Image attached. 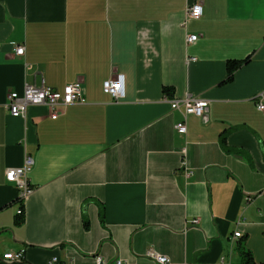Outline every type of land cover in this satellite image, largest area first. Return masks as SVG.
<instances>
[{"label":"crops","instance_id":"obj_1","mask_svg":"<svg viewBox=\"0 0 264 264\" xmlns=\"http://www.w3.org/2000/svg\"><path fill=\"white\" fill-rule=\"evenodd\" d=\"M195 3L203 16L184 27ZM231 60L248 61L227 81ZM117 74L119 102L104 92ZM43 81L81 83L85 103L12 117L8 96ZM187 94L210 105L180 135L184 108L165 97ZM261 94L264 0H0V264L19 251L22 264H154L150 250L243 264L241 243L264 264ZM26 155L34 192L19 202L6 172Z\"/></svg>","mask_w":264,"mask_h":264},{"label":"built area","instance_id":"obj_2","mask_svg":"<svg viewBox=\"0 0 264 264\" xmlns=\"http://www.w3.org/2000/svg\"><path fill=\"white\" fill-rule=\"evenodd\" d=\"M204 10L200 3H195L186 8V18L183 26L186 27L189 21L198 20L203 16ZM186 44L192 45L198 41L197 35H189L186 38ZM16 54L22 56L25 54V48L23 46L16 47ZM196 61V58L192 59ZM104 90L107 94L112 96L115 101H120L125 98L126 86H125V75L117 74L116 77L105 83ZM257 109L264 113V94L257 97ZM165 101L172 105L176 110H181L183 120L181 123L176 125V130L180 135H186L188 132V119L190 116L202 118L208 107L209 101L195 98L191 95H187L185 99H170L165 97ZM85 99L82 93V85L77 82L71 85H67L62 92L53 90L46 86L45 82H42L41 86H30L27 85L23 95L18 93H11L7 99V110L11 116L15 118L26 119L27 111L30 106L42 105L47 106L52 112V119L56 120L59 117L60 110L65 107H69L76 104H84ZM185 154V150L183 151ZM35 166V160L32 156L26 155L23 166L16 169H9L6 172V180L9 183L15 184L19 191V202H24L34 192V188L31 186L29 181V175ZM180 168L184 170L185 177L191 178L193 171L186 159L181 162ZM21 213L20 211L18 212ZM240 232H236L234 238L239 235ZM24 251L17 253H7L4 255V259L11 263H21L23 261ZM147 257L154 264H173L169 258L161 256L155 250H150L147 253ZM56 261V259L54 260ZM99 264H104L102 259H99ZM116 264H123L122 261Z\"/></svg>","mask_w":264,"mask_h":264},{"label":"trees","instance_id":"obj_3","mask_svg":"<svg viewBox=\"0 0 264 264\" xmlns=\"http://www.w3.org/2000/svg\"><path fill=\"white\" fill-rule=\"evenodd\" d=\"M248 60H244V61H235V60H231L228 62V80L230 81L233 77V74L239 69L241 68V66H243ZM224 150L227 152H231V150L229 148H227L226 146H223ZM21 213L18 214V219H17V223H22L23 222V214H24V209L23 207L19 210ZM239 250L241 253V259H242V263L243 264H257L253 258V256L251 255V253L244 247V245L241 243L239 246Z\"/></svg>","mask_w":264,"mask_h":264},{"label":"rangeland","instance_id":"obj_4","mask_svg":"<svg viewBox=\"0 0 264 264\" xmlns=\"http://www.w3.org/2000/svg\"><path fill=\"white\" fill-rule=\"evenodd\" d=\"M187 41V40H186ZM15 52H16V50H15ZM19 56V55H18ZM23 56V55H22ZM110 81V80H109ZM108 82V81H107ZM82 85V84H81ZM27 86V85H26ZM34 86V85H33ZM105 86V85H104ZM26 88V87H25ZM25 90V89H24ZM104 92H105V90H104ZM24 93V92H23ZM106 93V92H105ZM107 94V93H106ZM23 95V94H22ZM109 95V94H108ZM187 95H190V94H187ZM186 95V96H187ZM191 96H193V95H191ZM112 97V96H111ZM193 97H195V96H193ZM186 98V97H185ZM184 98V99H185ZM195 98H198V97H195ZM202 99V98H201ZM123 100V99H122ZM181 100V99H180ZM205 100V99H204ZM121 101V100H120ZM208 101V100H207ZM257 101V100H256ZM116 102H119V101H116ZM7 104V103H6ZM76 105H79V104H76ZM209 105H210V102H209ZM35 106H42V105H35ZM73 106V105H72ZM47 107V106H46ZM66 108V107H65ZM209 108V107H208ZM6 109H7V107H6ZM208 110V109H207ZM9 112V111H8ZM10 114V113H9ZM11 115V114H10ZM13 117V116H12ZM51 117H52V112H51ZM23 166V165H22ZM19 214V213H18ZM17 214V215H18ZM20 252V251H19ZM9 253H17V252H9ZM7 254V253H6ZM3 259H4V256H3ZM5 260V259H4ZM24 260H25V254H24V257H23V261L21 262V263H18V264H22V263H24ZM55 260V259H54ZM53 260V261H54ZM6 261V260H5ZM54 262H56V261H54Z\"/></svg>","mask_w":264,"mask_h":264},{"label":"bare ground","instance_id":"obj_5","mask_svg":"<svg viewBox=\"0 0 264 264\" xmlns=\"http://www.w3.org/2000/svg\"><path fill=\"white\" fill-rule=\"evenodd\" d=\"M241 237H242V234L239 233V235L236 236V239H239V238H241Z\"/></svg>","mask_w":264,"mask_h":264}]
</instances>
